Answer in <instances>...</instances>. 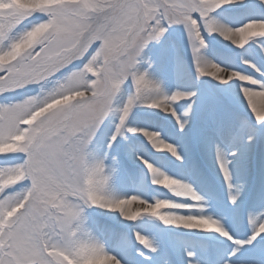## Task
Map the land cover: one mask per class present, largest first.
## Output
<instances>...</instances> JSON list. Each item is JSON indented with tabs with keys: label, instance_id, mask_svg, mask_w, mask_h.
Masks as SVG:
<instances>
[{
	"label": "snow or ice",
	"instance_id": "6c2138e0",
	"mask_svg": "<svg viewBox=\"0 0 264 264\" xmlns=\"http://www.w3.org/2000/svg\"><path fill=\"white\" fill-rule=\"evenodd\" d=\"M174 34V62L193 82L212 85L203 93L166 91L139 67L151 43ZM213 38L228 42L219 62L204 54ZM7 96L0 145L12 148L0 151V264H176L177 251L180 264H253L242 249L264 245V212L249 215L246 238H235L207 214L192 181L153 157L196 169V152L209 145L206 126L220 135L228 126L224 101H238L264 130V0H0V97ZM102 126L107 148L125 138L127 159L163 198H149L143 181L131 193L115 189L120 161L109 166L107 154L90 151ZM211 144L236 205L246 188L234 185L229 167L237 151ZM90 208L114 214V224L97 225L100 236L89 229ZM174 230L218 234L234 247L212 258L190 243L178 250Z\"/></svg>",
	"mask_w": 264,
	"mask_h": 264
},
{
	"label": "rangeland",
	"instance_id": "374dc122",
	"mask_svg": "<svg viewBox=\"0 0 264 264\" xmlns=\"http://www.w3.org/2000/svg\"><path fill=\"white\" fill-rule=\"evenodd\" d=\"M18 2L21 4H26L28 0H18ZM172 41L180 43L181 37L174 34L162 42L151 43L144 50V53L141 57V63L139 65L140 69L147 70L153 79L160 81L161 86L166 91H174L178 86H181L190 87L193 90L199 88L201 93H203L206 88L212 87V85H205L202 83L197 84L193 82L191 77H189L185 72L184 67L174 62L175 50ZM227 44V41L213 38L210 40L209 49L204 54L208 59L219 62V53L227 54ZM181 51L184 55H186V58H189V53L187 50L183 49L182 45ZM150 64L151 67H149ZM127 83L130 85L131 81ZM32 91H38V86H32ZM12 98V96L0 97V103L9 102ZM223 105L225 110L230 114L228 126L224 134L226 133L230 136V138H226L224 141H222V139L219 137L220 134L217 132L216 125L211 123L206 126L205 134L209 141V145L214 141L225 151H237V155L234 158L229 157L232 159V163L229 165V167L233 173L234 185L239 187L243 183L246 184V188L243 191L242 199L238 201L236 205H231L228 202L227 188L223 183V177L219 174V172L217 174L215 170H213L212 173L210 168L212 165L208 163V160L206 159V151H197L196 154L199 155L208 172L212 173L215 176V181L218 182L217 187H213L211 190H207L209 183H207L208 185L205 188L202 187V189L195 187L194 185L196 183V177H191L192 172L186 171L184 168H182L178 173L177 167H179V163H167L164 155H157L156 157H153V159L156 161L158 166L164 168V170L170 174H174L178 178L183 177L186 180L192 181L193 186L197 189V191L208 200V207L206 209L207 214L213 215L217 219H221L225 228L229 230L235 238H246L242 229H244L243 225H247L248 216L257 215V213L260 214L261 212H264V130H260L258 126L253 125L252 119L250 118V110L246 111L244 106L240 105L238 101H224ZM141 122L153 123L150 121ZM105 124L109 125V122L106 121ZM193 124L195 128H200V121L198 119L193 121ZM109 126L114 127V125ZM249 136L253 137L252 141H248L247 138ZM107 139L108 136L106 129L104 126H102L96 140L90 146V151H92L93 155L98 158H104L105 154H107V159L105 162L109 164V166L112 165L113 158H115L117 161H120L119 167L121 174L119 179H117L115 182V189L121 194L131 193L138 187H141L143 181V187L147 191L149 198L153 196L163 198V190L156 191L151 187H147L149 182L143 179L136 166L131 160L127 159L126 149L129 147V142L125 138H118L120 141L119 144H114L111 149H108ZM232 143L233 147H230V144ZM210 147L213 148V146ZM11 148V145H0V151L11 150ZM214 151L215 149H213L211 153L213 154ZM251 155L256 157L258 165V178L255 186L251 185L250 181L253 170ZM188 163H190V161ZM198 169L199 166L194 170ZM200 177L201 175L198 176V180ZM202 180H204V177ZM202 180L198 184H204L202 183ZM212 204H214V206ZM86 215L89 217V229L93 232V234L98 236L101 235V232L97 225L102 228L104 225L115 223V221L112 219L114 214L106 213L104 210L99 208L86 209ZM141 223H148V221L145 220ZM151 232H155V229H151L150 234ZM174 235L177 237L178 246H182L179 234L174 231ZM253 244L254 247L245 246V248L242 249V256L253 262V264H257L254 263L253 258L255 257L259 261L264 260V255L261 254V249L264 248V245H258L257 242H253ZM232 247H234V245L228 244L222 253H227Z\"/></svg>",
	"mask_w": 264,
	"mask_h": 264
},
{
	"label": "bare ground",
	"instance_id": "6f19581e",
	"mask_svg": "<svg viewBox=\"0 0 264 264\" xmlns=\"http://www.w3.org/2000/svg\"><path fill=\"white\" fill-rule=\"evenodd\" d=\"M210 146H212V145L211 144L208 145V148L206 150V159L208 160V163H210L212 165L210 167L212 170V173H213V170H215V172H217V174H218L219 170H218L217 164L215 162V151L213 154L211 153V151L214 149V147L211 148ZM219 147H221V146H219ZM159 155L163 156V154H158V156ZM197 165L200 166V170H198V171H193L194 169L190 165L187 167L189 169V171L192 172L191 177H196L195 178L196 183L194 186L202 189V187L205 188L208 185L207 183H209L207 190H211V189H213V187H217L218 182L215 181V176L212 173H208V170L203 163L197 162ZM199 175H201V177L198 180ZM203 177H204V180H202ZM201 180H202V183H204L202 185L198 184L199 182H201ZM216 182H217V184H216ZM247 186H248V184H247ZM218 188H219V186H218ZM260 188H262V187H260ZM258 209H259V206H258ZM257 215H259V214L257 213ZM174 231L179 234L181 245H182L179 247L177 244L178 250L181 249V247H183L185 243H190V246H193V242L195 240L199 246L204 245V244L207 245V243L209 242L212 245L211 248L213 249V251L215 253L217 250L221 253V251L224 250L226 245L228 243H230L229 241H226L225 238L219 237L218 234H214V233L185 234L184 230H174ZM242 231H245V230L242 229ZM247 231L250 233V231H251L250 226H248ZM259 245H261V244H259ZM173 253L175 255V258H174ZM179 257H180V254L178 251L172 252V259L173 260H175V259L180 260ZM253 260H254V263L259 264V260H257V258L254 257Z\"/></svg>",
	"mask_w": 264,
	"mask_h": 264
}]
</instances>
